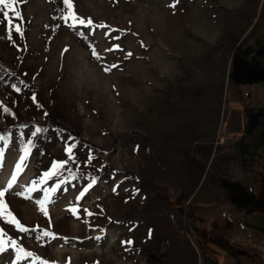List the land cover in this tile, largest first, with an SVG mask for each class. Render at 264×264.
<instances>
[{
  "label": "rangeland",
  "instance_id": "obj_1",
  "mask_svg": "<svg viewBox=\"0 0 264 264\" xmlns=\"http://www.w3.org/2000/svg\"><path fill=\"white\" fill-rule=\"evenodd\" d=\"M0 61V264H264V217L205 235L259 177L264 0H0Z\"/></svg>",
  "mask_w": 264,
  "mask_h": 264
},
{
  "label": "trees",
  "instance_id": "obj_2",
  "mask_svg": "<svg viewBox=\"0 0 264 264\" xmlns=\"http://www.w3.org/2000/svg\"><path fill=\"white\" fill-rule=\"evenodd\" d=\"M0 65L8 72H14L11 67L1 61ZM26 124L30 123L22 120H15L10 125V127L6 129V132L11 131L15 126ZM34 124L36 126L37 135L39 136L43 135L50 127H55L61 130L68 131L72 136L76 137L78 141L84 142L102 150H107L97 143L84 138L77 129H73L52 118L45 123L41 121H35ZM257 128L258 127H253V129H250L253 135ZM2 134H5V131H2ZM253 142L256 144V148L252 152V161L256 164V167H258L257 169H260L258 172V179L253 180L249 183V191L251 193V196H249L241 203L235 202V205L240 207L239 210L234 209L233 211H231L228 205H219L217 210H212V213L207 214L208 218L205 224L206 239L208 241H213L217 237L223 239V242H225L227 246H230L236 252V255L252 251V246L250 245V240L253 234L252 226L254 225V223L256 224L257 222H259V217H264V215H262L261 213L264 212V210L259 207L261 205L264 207V128L260 130L259 136L254 135ZM247 147V144L243 145L244 149L242 151V156H244V152L246 151L245 148ZM171 148L183 151L186 154L189 153L190 150L189 147L181 146H171ZM259 179H261L262 182H258ZM251 200L255 202H251ZM223 226H225V229L227 230L223 231ZM230 230L231 232H229ZM232 257L234 259L233 254Z\"/></svg>",
  "mask_w": 264,
  "mask_h": 264
}]
</instances>
